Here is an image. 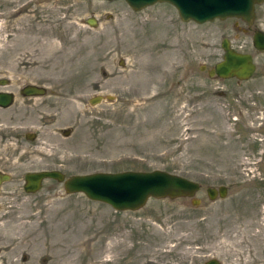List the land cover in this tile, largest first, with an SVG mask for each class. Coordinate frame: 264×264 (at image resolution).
Listing matches in <instances>:
<instances>
[{
  "label": "rangeland",
  "instance_id": "rangeland-1",
  "mask_svg": "<svg viewBox=\"0 0 264 264\" xmlns=\"http://www.w3.org/2000/svg\"><path fill=\"white\" fill-rule=\"evenodd\" d=\"M234 22L183 21L167 2L135 11L124 0H0V91L13 94L0 107V171L11 175L0 190V264H109L115 249L138 264L154 263L161 251L175 253L178 264L202 260L206 216L216 226L224 205L206 188L231 181L251 188L246 173L264 171L250 170L241 157L254 150L230 137V96L212 89L193 105V78L208 76L199 67L220 59L222 38L236 44ZM248 41L239 43L255 54ZM255 60L262 65L264 55ZM26 86L44 93L24 95ZM95 95L104 99L91 105ZM153 169L201 188L123 212L66 194L54 179L23 190L33 171Z\"/></svg>",
  "mask_w": 264,
  "mask_h": 264
},
{
  "label": "flooded vegetation",
  "instance_id": "flooded-vegetation-1",
  "mask_svg": "<svg viewBox=\"0 0 264 264\" xmlns=\"http://www.w3.org/2000/svg\"><path fill=\"white\" fill-rule=\"evenodd\" d=\"M235 18L236 35L234 41L236 44L234 45L232 39L227 38H222L221 43L223 40H227L229 48L235 52L250 54L255 66L254 72L248 79H238L235 76H218L215 73V65L223 59L225 53L220 45L222 48L220 59L208 69L206 65L199 67L200 70L201 68L203 71L206 70L208 76L201 77V81H197L196 77L193 78L191 84L194 97L193 105L199 103L200 106L202 99L212 89H214L212 93L214 96H230L231 100L228 102L229 110L227 111L232 116V120L236 121L234 122V130L232 129L234 134L230 137L232 139L239 137L240 141H247L248 150L252 148L254 151H249V156H242L241 161L252 164L251 167L249 165L250 170H260L264 165V62L259 65L255 60V55H264V0L255 4L254 14L250 22L242 17ZM247 36L250 46L256 52L255 54L245 50L243 45L239 43ZM255 42L263 48L256 47ZM259 69L260 75L256 76L255 74ZM210 81L219 82L220 85L212 88L211 84H206ZM246 116H248V120L244 123ZM235 126L238 127V130ZM239 175H245V173ZM246 175L251 176L248 178L249 181L253 182L251 188H234L236 182L231 181L219 185L224 188L223 195L220 197L216 196L211 199L206 192L209 200L219 199L224 203L223 210L216 226L211 225V215L206 216L209 225L205 232L204 252L196 254L203 258L200 261L191 260L188 264H264V171L261 172L260 170L252 174L247 172ZM219 186L208 188H218ZM125 229L126 223H123L119 229L121 235ZM112 231L115 238L114 235L117 231L114 226ZM153 244L156 245V242L154 241ZM154 248L161 249L155 246ZM115 250L116 253L111 255L109 264L139 263L131 259V253L123 254L121 251H117L118 249ZM167 250L171 249L168 248ZM153 255L156 259H154V263L149 264H178L177 255L173 252L164 253L161 251Z\"/></svg>",
  "mask_w": 264,
  "mask_h": 264
},
{
  "label": "water",
  "instance_id": "water-1",
  "mask_svg": "<svg viewBox=\"0 0 264 264\" xmlns=\"http://www.w3.org/2000/svg\"><path fill=\"white\" fill-rule=\"evenodd\" d=\"M133 10L138 11L157 2H167L177 11L183 21L204 23L214 19L242 17L250 22L255 4L263 0H124ZM87 23L94 26V18ZM256 47L257 42L254 43ZM264 45V44H263ZM221 46L224 50L223 59L215 65V73L221 77H237L248 79L254 72L252 57L247 53H238L229 48L227 40ZM4 84V81L1 82ZM24 95H41L44 89L35 86L23 88ZM104 99L102 95L91 97L88 102L95 105ZM13 101V94L0 91V107H8ZM33 138V136H27ZM11 178L8 172L0 171V190L4 182ZM45 179H54L63 183L66 194L82 193L88 199L111 206L115 211H136L142 208L149 198H180L194 197L200 184L185 176L163 169L153 170H122L116 172H92L73 174L68 177L59 170H40L24 175L23 190L35 193L42 187ZM223 187L207 188L211 199L223 195ZM195 204L197 199H193Z\"/></svg>",
  "mask_w": 264,
  "mask_h": 264
}]
</instances>
